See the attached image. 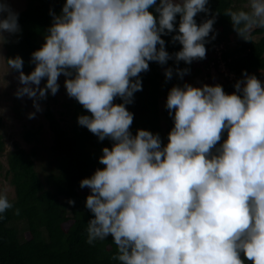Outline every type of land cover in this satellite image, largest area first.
I'll use <instances>...</instances> for the list:
<instances>
[{
    "label": "clouds",
    "instance_id": "clouds-1",
    "mask_svg": "<svg viewBox=\"0 0 264 264\" xmlns=\"http://www.w3.org/2000/svg\"><path fill=\"white\" fill-rule=\"evenodd\" d=\"M207 5L64 0L58 14L50 13L44 43L31 53L33 69L25 74L19 55L6 59L8 69L18 72L15 96L26 95L41 111L38 101L57 93L63 74L66 94L90 113L79 115L78 124L113 142L98 158L104 167L79 186L90 189L86 242L111 236L120 264H264V82L242 70L231 93L218 83L174 85L165 102L173 121L167 143L146 129L130 131L134 114L126 105L142 90L140 73L149 62L205 58L216 14L200 24L194 18L208 13ZM223 13L242 39L264 28V0ZM19 31L18 13L5 0L0 43L5 33ZM169 33L181 45L172 54L162 39ZM175 71L182 78L189 69ZM172 75L171 67L164 69L166 79ZM116 97L122 102L113 103ZM11 207L0 195V213Z\"/></svg>",
    "mask_w": 264,
    "mask_h": 264
},
{
    "label": "trees",
    "instance_id": "trees-1",
    "mask_svg": "<svg viewBox=\"0 0 264 264\" xmlns=\"http://www.w3.org/2000/svg\"><path fill=\"white\" fill-rule=\"evenodd\" d=\"M64 0H26L17 11L20 31L11 34L4 42L5 58L19 55L23 60L22 71L29 73L34 64L31 53L44 43L48 27L52 23L51 12L59 13ZM208 13L200 12L194 18L197 24L215 13L213 32L206 38V56L193 60L191 64L169 59L166 64L149 62V69L140 73L142 90L136 91L132 103L126 108L132 112L130 131L146 129L158 133L162 145L168 141V132L173 121L165 107L169 89L174 85L191 84L203 67L222 65L233 77H222L220 84L224 91H235L233 85L242 78V70L254 74L264 82V28H254L251 39L240 38L233 28L230 18L223 12L226 8L246 7L244 0H208ZM151 10V9H150ZM179 17L177 18V23ZM162 35L165 48L170 54L181 48L171 36ZM214 36V38H212ZM171 67L173 75L166 79L164 69ZM176 68L189 71L179 77ZM15 70V69H14ZM122 100L116 97L115 104ZM81 114L90 113L73 98L69 115L72 124L63 126L47 104L44 115L52 131L51 150L54 165L51 172L41 175L36 168L34 149L14 143L6 152L4 178L13 187L12 207L0 213V264H120L114 257L117 248L111 236L93 244L86 242L87 222L93 215L85 207V197L90 193L81 188V178L90 176L96 168H103L99 162L102 147L112 146L108 138L99 140L85 126L77 122ZM0 117V127L2 125ZM34 133L28 130L23 137L33 140ZM226 133L222 135V140ZM6 151L0 134V155ZM3 169L0 163V171ZM68 199L75 203L69 205ZM18 210V211H17ZM242 259H245L243 256ZM245 264H251L245 259Z\"/></svg>",
    "mask_w": 264,
    "mask_h": 264
},
{
    "label": "rangeland",
    "instance_id": "rangeland-1",
    "mask_svg": "<svg viewBox=\"0 0 264 264\" xmlns=\"http://www.w3.org/2000/svg\"><path fill=\"white\" fill-rule=\"evenodd\" d=\"M26 0H7V3L17 12L23 8ZM5 0H0V3ZM247 4V0H244ZM6 38L9 34H4ZM25 73V72H24ZM28 74V73H25ZM222 65L218 67H203L201 74L192 80L191 85L201 86L202 84H217L222 77H230ZM63 74L59 77V90L55 95L48 94L45 99L39 100L41 111L36 112L33 107V101L26 95L18 98L14 95L19 87L18 72L14 69H8L4 42L0 43V117L2 125L0 134L3 136L6 151L0 155V163L3 169L0 171V195H6L9 200L14 198L13 187L8 180L4 178L6 163V152L9 151L14 143L25 147L27 150L34 149L36 152L35 164L41 175L51 172L55 163L51 146L53 144L52 131L48 126V121L44 115V108L48 104L53 110L55 116L60 120L61 124L69 128L72 124L70 113L73 98L66 94L64 87ZM44 80L41 81L43 86ZM36 112L34 118L29 119L28 113ZM33 132V140L27 142L23 134L25 131Z\"/></svg>",
    "mask_w": 264,
    "mask_h": 264
}]
</instances>
